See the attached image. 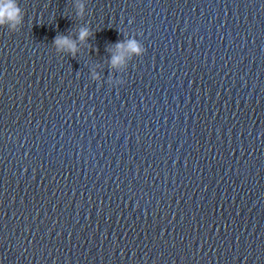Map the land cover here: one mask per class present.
Instances as JSON below:
<instances>
[{"label":"water","instance_id":"water-1","mask_svg":"<svg viewBox=\"0 0 264 264\" xmlns=\"http://www.w3.org/2000/svg\"><path fill=\"white\" fill-rule=\"evenodd\" d=\"M18 5L0 28V264H264V0ZM81 28L74 58L55 51Z\"/></svg>","mask_w":264,"mask_h":264},{"label":"clouds","instance_id":"clouds-1","mask_svg":"<svg viewBox=\"0 0 264 264\" xmlns=\"http://www.w3.org/2000/svg\"><path fill=\"white\" fill-rule=\"evenodd\" d=\"M76 16L80 18L84 15V5L80 2L75 4ZM23 23V12L18 5V0H0V28H7L9 32H16ZM91 35L88 28L79 29L76 40H71L67 36H55L52 40V46L57 53L67 54L70 57H75L79 50L78 45L83 44L87 37ZM117 50H127L132 57H141L145 49L136 38H126L122 42L115 44ZM123 64V60L119 55H112L109 60V65L112 68H118ZM92 80L99 82V76L96 73L92 74ZM123 80L109 82L111 87L122 85Z\"/></svg>","mask_w":264,"mask_h":264}]
</instances>
